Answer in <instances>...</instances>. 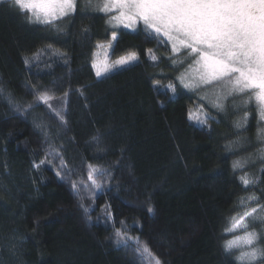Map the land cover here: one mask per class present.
Listing matches in <instances>:
<instances>
[{"label": "trees", "instance_id": "1", "mask_svg": "<svg viewBox=\"0 0 264 264\" xmlns=\"http://www.w3.org/2000/svg\"><path fill=\"white\" fill-rule=\"evenodd\" d=\"M84 3L58 22V31L0 2V264H154L134 243H117L121 221L160 264H236V253L224 248L228 221L242 197L255 193L264 203L255 109L237 129L239 97L218 112L200 91L179 87L176 77L190 61L174 67L169 44L146 38L142 28L112 29ZM113 31L111 57L136 52L140 59L98 78L97 43L107 44ZM170 82L177 83L175 96ZM43 91L62 98L63 121L56 99L51 108L37 102ZM201 104L210 116L205 125L189 119ZM238 159L247 166L234 173ZM41 160L47 163L33 166ZM90 164L109 176L98 178L102 188L88 199L72 182L87 184ZM244 172L262 182L245 190Z\"/></svg>", "mask_w": 264, "mask_h": 264}, {"label": "snow or ice", "instance_id": "2", "mask_svg": "<svg viewBox=\"0 0 264 264\" xmlns=\"http://www.w3.org/2000/svg\"><path fill=\"white\" fill-rule=\"evenodd\" d=\"M14 5L21 13L28 15L30 23H37L62 30L58 22L73 16L78 8L79 0H6ZM85 8L99 11L106 17L108 26L112 29L123 27L136 31L142 26L146 38L157 41L158 44H169L171 55L169 60L174 67H187L176 77L179 87L196 91L212 88V108L218 112L226 110L225 102L229 98L239 97V109H243V116L235 122L239 130L245 129L250 118L249 108L256 111L258 121V139L264 141V0H85ZM117 40L116 31L112 32L111 41L106 46L105 60L96 59L92 62L96 77H102L119 68L139 62L136 52H128L114 61L109 62L107 50L112 48V42ZM51 47V46H49ZM105 47L97 43V48ZM43 50L33 53L32 59H39ZM148 58L156 62L158 57L155 50H146ZM53 55L63 56L58 50ZM29 59L25 58V64ZM153 85H160V80L154 79ZM166 89L173 96L177 94V83L170 82ZM3 88H0V93ZM66 92L64 96L66 97ZM56 97L48 91L39 93L37 102H42L50 108ZM201 101L209 100L208 95L201 96ZM31 105H29V108ZM56 115L63 121L59 111ZM210 118L203 104L196 112L189 110V119L200 125H205ZM39 127V125H38ZM98 141V137H93ZM231 147L230 145L228 146ZM51 155L60 153L53 149ZM260 158L264 160V148L260 149ZM47 163L41 160L34 163L37 169ZM247 166V160H236L232 168L234 173L242 171ZM67 165L61 159V168ZM264 173V168L260 169ZM59 177L61 173L58 171ZM109 174L97 166L89 165L87 181L72 182V188L80 194L81 189L94 193L102 188L98 178H108ZM245 190L259 185V178L244 172L239 177ZM91 198V197H89ZM83 199V197H82ZM254 205V206H253ZM242 211L233 215L230 227L225 231L232 235L225 241V251L235 254L236 264H256L264 259V248L259 247L261 234L249 230V224L256 220L264 221V203L255 193L242 197L239 201ZM85 213L89 208L81 204ZM152 211L151 208L148 209ZM107 219H112L109 206L102 209ZM121 221V228H117L115 236L117 243L128 246L134 243L136 251L148 254L154 264L160 260L151 255L146 245H141L139 238L128 236L127 229ZM239 233V234H237Z\"/></svg>", "mask_w": 264, "mask_h": 264}, {"label": "rangeland", "instance_id": "3", "mask_svg": "<svg viewBox=\"0 0 264 264\" xmlns=\"http://www.w3.org/2000/svg\"><path fill=\"white\" fill-rule=\"evenodd\" d=\"M6 0H0V2H4ZM119 28H123V27H119ZM139 28H142V26L138 27L137 29ZM125 29V28H124ZM127 30H131V29H127ZM133 31V30H132ZM108 44V43H107ZM107 44H102L104 45L105 47H101V48H98L97 50V55H96V60L100 61V62H103L105 60V55H106V46ZM107 57H108V61L111 62V61H114V59L111 57V49H108L107 50ZM196 91H200V95L201 96H204V95H208L209 97V100L205 101V102H208L212 99V95L211 93L213 92V89L212 88H208V89H202V90H196ZM202 91V92H201ZM56 103L60 106L61 109H57V111L61 112V110L63 109L64 105H63V100L62 98H57L56 99ZM58 160V159H57ZM60 161V160H58ZM248 173V172H247ZM250 175V173H248ZM82 193L83 194H86V196L88 197L89 195H91L89 192L81 189ZM90 197V196H89ZM88 197V199H89ZM254 206V205H253ZM242 211V207H239V210H238V213ZM237 213V214H238ZM232 218V217H231ZM230 222H231V219L230 221H228V227H230ZM252 223H253V226H252ZM249 224V230H255L257 231L258 233L261 234V237L262 239L260 241H262V243H260L259 241V247L261 248H264V221H261V220H256L255 222H252ZM259 225L258 227L256 226L257 224ZM239 234V233H237ZM232 238V235L230 236L229 239ZM238 254V253H236ZM256 264H264V259L262 260H258L256 262Z\"/></svg>", "mask_w": 264, "mask_h": 264}]
</instances>
